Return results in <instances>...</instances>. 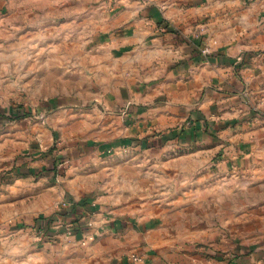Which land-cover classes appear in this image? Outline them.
I'll list each match as a JSON object with an SVG mask.
<instances>
[{"label": "crops", "instance_id": "0c3cea01", "mask_svg": "<svg viewBox=\"0 0 264 264\" xmlns=\"http://www.w3.org/2000/svg\"><path fill=\"white\" fill-rule=\"evenodd\" d=\"M99 20L63 187L48 163L4 165L0 264H264V0H107ZM143 178L162 201H137ZM64 200L94 213V242L38 239Z\"/></svg>", "mask_w": 264, "mask_h": 264}, {"label": "rangeland", "instance_id": "374dc122", "mask_svg": "<svg viewBox=\"0 0 264 264\" xmlns=\"http://www.w3.org/2000/svg\"><path fill=\"white\" fill-rule=\"evenodd\" d=\"M105 1L0 0L2 179L8 178L10 169L4 165L9 161H42L49 165L47 174L51 173L54 182L63 187L61 184L72 167L71 157L63 143L82 141L85 138L84 132L88 128L82 121L86 119L85 111L93 109L90 82L88 78L82 77L83 64L89 60V48L96 44L97 25ZM256 58L264 62V52L256 53ZM13 109L19 110L22 116L27 113V116L11 119ZM147 155L141 153L140 157ZM128 157L130 159L131 155ZM141 170L144 172L141 174L145 175L146 167ZM150 172L155 179H159L156 178L157 174H162L161 170ZM111 173L108 171L107 175ZM120 174L132 177L136 173L131 168H124ZM148 179L139 180L138 186L146 191L154 186L155 192L143 196L140 192L137 201H162L165 182H147ZM70 202H60L56 213L65 210V206L73 209L76 204ZM93 214L80 212L77 208L71 212V217H59L51 224L44 222L41 227L35 223L33 231L39 240L49 242L55 240L52 235L54 229L59 230L58 237L86 233L88 235L83 245H87L97 238L90 232L94 226L90 219ZM89 236L94 237V240L88 241ZM134 257L143 259L135 253L129 259L135 263L142 262H137Z\"/></svg>", "mask_w": 264, "mask_h": 264}, {"label": "trees", "instance_id": "16d2710c", "mask_svg": "<svg viewBox=\"0 0 264 264\" xmlns=\"http://www.w3.org/2000/svg\"><path fill=\"white\" fill-rule=\"evenodd\" d=\"M12 118L14 119H22L23 116H27V113H25L23 116L20 114L19 110L17 109H13L12 111ZM1 116V115H0ZM77 207H80L79 204H76V206H74L73 209H67L65 208L62 209L61 211L57 212L54 216L50 217V218H39L37 219L36 223H38V226H42L44 222H48L49 224H51L53 221H55L56 219H58L59 217H63V218H68L71 217V212L76 211Z\"/></svg>", "mask_w": 264, "mask_h": 264}, {"label": "built area", "instance_id": "2783aa9c", "mask_svg": "<svg viewBox=\"0 0 264 264\" xmlns=\"http://www.w3.org/2000/svg\"><path fill=\"white\" fill-rule=\"evenodd\" d=\"M203 52H204L205 54L209 53V48H208V49H205ZM65 207L67 208V206H65ZM67 209H69V208H67ZM87 240H88V241H93V240H94V237L89 236V237L87 238ZM134 260H136L137 262L142 261V259H141V258H138V257H134Z\"/></svg>", "mask_w": 264, "mask_h": 264}]
</instances>
